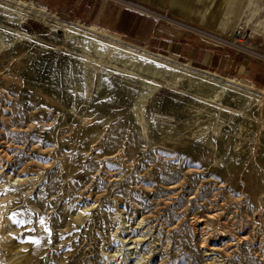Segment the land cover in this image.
Masks as SVG:
<instances>
[{"label": "rangeland", "instance_id": "obj_1", "mask_svg": "<svg viewBox=\"0 0 264 264\" xmlns=\"http://www.w3.org/2000/svg\"><path fill=\"white\" fill-rule=\"evenodd\" d=\"M48 13L0 0V264H264V89Z\"/></svg>", "mask_w": 264, "mask_h": 264}, {"label": "crops", "instance_id": "obj_2", "mask_svg": "<svg viewBox=\"0 0 264 264\" xmlns=\"http://www.w3.org/2000/svg\"><path fill=\"white\" fill-rule=\"evenodd\" d=\"M148 53L264 89V60L205 40L232 32L238 0H27ZM244 21V20H243Z\"/></svg>", "mask_w": 264, "mask_h": 264}, {"label": "bare ground", "instance_id": "obj_3", "mask_svg": "<svg viewBox=\"0 0 264 264\" xmlns=\"http://www.w3.org/2000/svg\"><path fill=\"white\" fill-rule=\"evenodd\" d=\"M7 1H11V2L15 3V5H19L20 7L21 6H26L28 9L36 10V11L42 13V14H45V15L46 14H49L48 11L44 7H42V6H36L35 4H33L31 2H26V1H23V0H7ZM20 10H22V9H20ZM51 16H54V15H51ZM22 18H24V19H30L29 17H27L25 15H22ZM37 22H39V21H37ZM77 25L83 27L86 31H90V32L98 35L99 37H106L108 39H116L115 36H113L112 34H110L109 32H107L105 30H102V28L100 29V28H97V27L92 26V25H86V26H84V25L78 24V23H77ZM98 36H97V38H98ZM95 38L89 40V44H90L91 49H94L98 45V43H99V41L97 39H95ZM243 44H245V45L239 44V46L242 47V48H245V49L248 48L249 46H251L250 44H247L245 42ZM110 51H114V55L116 56V53H115L116 52V49H114V47H112V46L111 47H108V53ZM256 54L259 55V56L264 57V53L257 52ZM182 65L189 66L186 63L185 64H182ZM206 72H208L210 74H213V75H216V73H214V72H209V71H206ZM169 78L170 79H174L175 81L180 82V81H182L185 78V74L178 73V72H173L172 74L169 75ZM224 79L226 81H228V82H231V83H234V84H238V85L243 86V87H246V88H250V89L253 88V85H249V84L243 83V82H241L239 80H235L234 78H231V77H224ZM222 94H223V88L220 87L216 91V95L217 96H220ZM35 240H36V238L34 237L33 241H35ZM208 249H210V248L208 247Z\"/></svg>", "mask_w": 264, "mask_h": 264}, {"label": "built area", "instance_id": "obj_4", "mask_svg": "<svg viewBox=\"0 0 264 264\" xmlns=\"http://www.w3.org/2000/svg\"><path fill=\"white\" fill-rule=\"evenodd\" d=\"M200 32L203 38L208 42L214 43L216 45H226L238 51H241L247 54L248 56L251 57L255 56L257 58L260 57L264 59V57L256 54L257 52L264 53L261 52V50L258 47L251 45L245 49L239 46V44L245 45L243 43L246 42L247 38L249 37L247 33V29L242 22L237 23L232 32H228L225 34H214L209 32L208 30H203V29H201Z\"/></svg>", "mask_w": 264, "mask_h": 264}]
</instances>
